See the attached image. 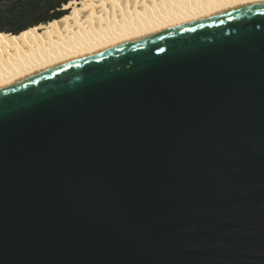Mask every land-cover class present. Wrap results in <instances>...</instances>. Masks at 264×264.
Returning <instances> with one entry per match:
<instances>
[{"label":"water","instance_id":"1","mask_svg":"<svg viewBox=\"0 0 264 264\" xmlns=\"http://www.w3.org/2000/svg\"><path fill=\"white\" fill-rule=\"evenodd\" d=\"M0 264H264V0L0 83Z\"/></svg>","mask_w":264,"mask_h":264},{"label":"bare ground","instance_id":"2","mask_svg":"<svg viewBox=\"0 0 264 264\" xmlns=\"http://www.w3.org/2000/svg\"><path fill=\"white\" fill-rule=\"evenodd\" d=\"M249 0H71L58 19L19 34L0 32V83L49 69L112 39L164 33L200 14Z\"/></svg>","mask_w":264,"mask_h":264},{"label":"trees","instance_id":"3","mask_svg":"<svg viewBox=\"0 0 264 264\" xmlns=\"http://www.w3.org/2000/svg\"><path fill=\"white\" fill-rule=\"evenodd\" d=\"M71 0H0V32L19 34L58 19L68 12Z\"/></svg>","mask_w":264,"mask_h":264},{"label":"rangeland","instance_id":"4","mask_svg":"<svg viewBox=\"0 0 264 264\" xmlns=\"http://www.w3.org/2000/svg\"><path fill=\"white\" fill-rule=\"evenodd\" d=\"M68 11H69V9H68Z\"/></svg>","mask_w":264,"mask_h":264}]
</instances>
